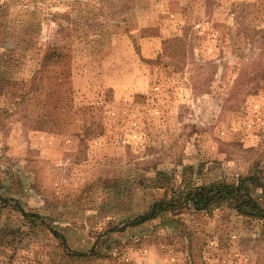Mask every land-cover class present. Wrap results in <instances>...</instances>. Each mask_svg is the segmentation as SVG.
<instances>
[{
  "label": "rangeland",
  "instance_id": "1",
  "mask_svg": "<svg viewBox=\"0 0 264 264\" xmlns=\"http://www.w3.org/2000/svg\"><path fill=\"white\" fill-rule=\"evenodd\" d=\"M248 175L264 181V0H0L4 194L72 249L147 211L161 185ZM111 238L110 257L63 262L264 264V221L230 203ZM56 245L42 228L14 254L0 247V264H59Z\"/></svg>",
  "mask_w": 264,
  "mask_h": 264
},
{
  "label": "trees",
  "instance_id": "2",
  "mask_svg": "<svg viewBox=\"0 0 264 264\" xmlns=\"http://www.w3.org/2000/svg\"><path fill=\"white\" fill-rule=\"evenodd\" d=\"M56 54L49 51L46 53V59H54ZM14 57L6 61V67L10 68L14 63ZM13 62V63H12ZM163 174L164 173H160ZM170 181V180H169ZM166 189L164 196L155 201L152 206L133 218H127L124 223L106 229L101 234L108 236L101 240L100 237L95 241L88 250H75L70 247L66 235L56 227L46 221V218L38 212L28 211L21 202L4 194V185L0 179V247H7L13 250V254L19 249V245H30L32 238L36 236L37 231L47 228L49 232L58 240L52 252L55 258L59 256V264H65L63 260L81 261L97 260L109 256L106 252L111 249L114 232H122L129 226H138L151 221L165 213L166 211H179L185 208L194 207L197 211L212 212L214 209L221 207L225 203L233 204L237 213L254 220L264 221V205L256 198L254 187H260L264 192V181L255 175L241 177L238 182L215 181L205 184H192L190 182L173 188L166 183L161 185ZM16 209L30 227H12L3 223V215L9 209ZM47 227H42V226ZM24 242V243H23Z\"/></svg>",
  "mask_w": 264,
  "mask_h": 264
}]
</instances>
